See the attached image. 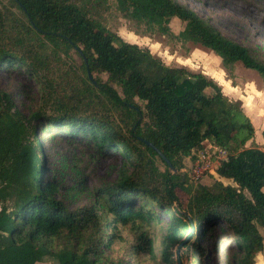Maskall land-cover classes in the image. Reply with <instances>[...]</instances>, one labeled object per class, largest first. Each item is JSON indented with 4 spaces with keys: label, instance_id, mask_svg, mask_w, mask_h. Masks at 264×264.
I'll return each instance as SVG.
<instances>
[{
    "label": "trees",
    "instance_id": "trees-1",
    "mask_svg": "<svg viewBox=\"0 0 264 264\" xmlns=\"http://www.w3.org/2000/svg\"><path fill=\"white\" fill-rule=\"evenodd\" d=\"M96 1L0 0V68L12 67L42 83L44 105L53 109L52 116L43 109L26 115L0 87V264H37L45 257L59 264H102V241L89 235L99 232L100 217L91 206L69 210L56 197L58 187L44 181L47 154L37 142L38 127L43 134L68 132L90 142L97 153L113 150L123 157L116 180L103 188L102 197L113 237L121 238L130 227L136 253L155 257L149 229L157 215L149 207L157 206L170 217L162 236L163 264H178L174 249L194 239L200 260L204 240L225 231L236 240L238 264H255L263 249L258 227L264 229V152L246 147L255 128L241 102L228 98L207 75L164 67L148 49L107 29L89 14ZM115 1L125 17L158 25L170 36V20L179 19L185 24L181 37L218 56L230 79L240 63L264 81V59L180 0ZM48 46L64 54L74 49L82 59L83 77L67 92L52 90ZM88 70L106 74L108 81L90 80ZM207 141L229 151L216 173L235 186L221 181L187 185L183 156ZM177 189L192 194L186 210L175 206ZM138 194L148 198L145 204L138 205ZM63 239V246L51 245ZM81 239L84 249L71 244Z\"/></svg>",
    "mask_w": 264,
    "mask_h": 264
},
{
    "label": "rangeland",
    "instance_id": "rangeland-1",
    "mask_svg": "<svg viewBox=\"0 0 264 264\" xmlns=\"http://www.w3.org/2000/svg\"><path fill=\"white\" fill-rule=\"evenodd\" d=\"M187 4L203 19H209L211 24L223 35L236 43L254 51L255 56L264 59V0H180ZM6 3V1H5ZM21 15L18 10H15ZM90 16L116 33L125 41L135 43L148 49L156 62L164 67H185L196 73H203L212 78L225 90H230L231 85L225 82L230 80L233 85H239L245 96V105L241 107L246 114L249 110L250 121L257 133L253 141L246 147L263 149L260 139L261 128L264 126V81L256 71L244 68L240 63L235 66V76L230 79L221 65V60L210 50L185 40L181 37L185 24L177 18H172L169 28L173 36L164 34L158 25L138 22L127 18L119 10L115 0H97L89 8ZM49 47V65L53 91L64 93L69 91L70 84L77 83L83 77L82 59L76 50L68 54L57 52ZM92 77L102 82L108 81L104 73H93ZM80 78V79H79ZM42 83L33 82L26 73L13 71L12 67L0 68V87L10 95L16 105L26 115L38 110H45L47 115H53V109L46 104L42 96ZM114 87L120 91L116 85ZM221 87V88H222ZM238 91V90H237ZM207 94H212L211 90ZM49 103V102H48ZM144 108V104L137 100ZM247 111V112H246ZM96 112V111H95ZM115 118V116H113ZM39 126V125H38ZM264 129V127H263ZM44 130L38 127L37 142H42L47 154V167L44 181L58 187L57 199L62 201L69 210H76L84 206L96 209L100 217L99 232L90 233L94 239H101L99 243L98 263L102 264H163L161 259V243L164 231L169 223V215L157 206H150L157 215L149 229L153 239L152 258L149 253L135 252L136 240L130 227L122 230V236L113 237L109 213L106 209V200L103 188L110 185L117 178L118 171L123 166V157L113 150L97 153L91 143L80 138L72 137L68 132L56 134H43ZM264 139V137H263ZM212 142H205L202 149L183 156L181 173L187 175L188 186L196 187L199 184L211 186L215 181L224 185L235 186L231 180L221 179L216 169L226 155L216 152L211 148ZM39 152V150H38ZM205 154L209 157V164L203 174L195 173V166L200 162L199 157ZM193 157V159H192ZM158 167L164 171L165 166L160 158L156 159ZM179 210H186L192 198L188 191L177 189ZM139 204L148 200L141 194ZM147 208V209H149ZM263 239V249L255 256V264H264V229L258 227ZM88 239V233L85 235ZM114 238V239H113ZM189 240V239H188ZM187 240V242H188ZM195 242L192 240L188 246H179L174 249V259L178 264H238L239 251L236 240L229 232H218L214 238H206L200 249L205 255L199 260L195 254ZM65 240H54L51 245L55 248L63 246ZM77 249H84L86 243L81 240L71 242ZM37 264H59L52 257H45Z\"/></svg>",
    "mask_w": 264,
    "mask_h": 264
},
{
    "label": "crops",
    "instance_id": "crops-1",
    "mask_svg": "<svg viewBox=\"0 0 264 264\" xmlns=\"http://www.w3.org/2000/svg\"><path fill=\"white\" fill-rule=\"evenodd\" d=\"M225 82H227L228 84H230L232 87H231V89L230 90H225L222 86V91H223V93L228 97V98H230V99H233V100H235V101H240V102H242L243 103V105H245L244 103H245V96H244V93L241 91V89H240V87H239V85H233L232 83H231V81L230 80H226ZM238 90V91H237ZM248 112H249V110H247ZM246 111V112H247ZM246 113V114H248V116H249V113ZM249 118V117H248ZM254 124V123H253ZM254 126V125H253ZM263 127L264 126H262V128H261V135H260V139H262V143H257V144H259V145H263L264 144V139H263V131H264V129H263ZM255 128V127H254ZM255 135H256V138H257V133H256V129H255ZM221 179H224V178H221Z\"/></svg>",
    "mask_w": 264,
    "mask_h": 264
},
{
    "label": "built area",
    "instance_id": "built-area-1",
    "mask_svg": "<svg viewBox=\"0 0 264 264\" xmlns=\"http://www.w3.org/2000/svg\"><path fill=\"white\" fill-rule=\"evenodd\" d=\"M211 148H214L216 149V152H219L223 155H226L227 154V149H224V148H221V147H218L217 145L213 144L211 145ZM262 152H264V145H263V149L262 148H259ZM228 156V155H227ZM226 156V157H227ZM200 159V162H198V164H196L195 166V173H200V174H203L204 171L206 170L207 168V165L209 164V157H206L205 154L201 155V158L199 157Z\"/></svg>",
    "mask_w": 264,
    "mask_h": 264
},
{
    "label": "water",
    "instance_id": "water-1",
    "mask_svg": "<svg viewBox=\"0 0 264 264\" xmlns=\"http://www.w3.org/2000/svg\"><path fill=\"white\" fill-rule=\"evenodd\" d=\"M88 76L90 80H93L92 74L91 72L88 70ZM150 147H152L153 149H155L151 144H148ZM157 152L160 154L161 159H163L164 161H166V163H169V161L165 158V156L163 154H161L160 151L157 150ZM192 233H194V225H192ZM191 233V234H192Z\"/></svg>",
    "mask_w": 264,
    "mask_h": 264
}]
</instances>
